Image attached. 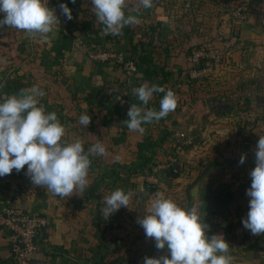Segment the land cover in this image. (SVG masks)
Here are the masks:
<instances>
[{"label": "crops", "instance_id": "crops-1", "mask_svg": "<svg viewBox=\"0 0 264 264\" xmlns=\"http://www.w3.org/2000/svg\"><path fill=\"white\" fill-rule=\"evenodd\" d=\"M68 2L72 19L55 3L59 23L47 40L13 27L0 30V98L42 89L39 103L57 114L65 128L62 140L78 138L85 150L99 141L106 154L90 157L88 187L69 197L33 185L27 165L0 177V212L17 206L45 218L39 248L22 260L13 259L0 228V264H144L145 257L167 255L137 222L163 190L177 203L199 204L206 235H224L232 264H264V233L253 235L242 224L257 141L264 135V0H153L151 8L139 11L135 0H126V15L140 22L116 40L105 34L90 0ZM236 10L245 13L237 29L230 16ZM135 42V55L142 48L151 55L153 66L168 72L165 87L177 96L176 109L143 125V134L129 131L124 121L132 104L159 110L157 93L146 106L132 93L148 83L146 66L138 63L132 75L124 65L88 56L90 45L131 56ZM203 43L218 50L228 43L227 57L216 78L192 84L184 78L189 53ZM81 114L91 117L85 128L78 123ZM223 130L228 133L222 136ZM181 132L192 144L175 151ZM149 157L150 165L172 161L178 173L166 179L167 188L155 187L148 166L128 174ZM116 188L130 194L128 207L104 219L102 199Z\"/></svg>", "mask_w": 264, "mask_h": 264}, {"label": "clouds", "instance_id": "clouds-1", "mask_svg": "<svg viewBox=\"0 0 264 264\" xmlns=\"http://www.w3.org/2000/svg\"><path fill=\"white\" fill-rule=\"evenodd\" d=\"M75 3V0H72ZM93 13L104 25L105 34L118 36L122 30L139 19L125 12L126 0H90ZM153 0H135V8L149 9ZM62 14L72 19V11L66 3L59 5ZM59 20L48 0H0V30L5 26L23 30L29 36L39 34L47 40L53 26ZM133 95L143 105H148L154 93H163L159 110L132 104L124 121L129 131L145 132L143 125L159 122L177 107V96L172 89L156 84L143 83L132 89ZM45 92L33 86L18 94L0 98V177L20 172L27 165L25 174L35 186H42L53 195L64 197L81 194L88 187L90 157L104 156L106 146L97 141L87 150L80 139L62 140L65 128L57 114L46 112L39 98ZM91 117L81 114L78 123L84 128ZM227 130L220 132L226 135ZM118 159V157H117ZM244 156L240 163L243 164ZM255 167L250 172L251 186L247 217L243 226L253 235L264 233V135H259L255 152ZM130 194L116 188L103 199L104 219L128 207ZM146 237L154 238L157 249H167L160 257H145L144 264H232L229 243L223 234L206 235L208 225L201 219L199 204L185 207L163 193H156L150 206L137 221Z\"/></svg>", "mask_w": 264, "mask_h": 264}, {"label": "built area", "instance_id": "built-area-1", "mask_svg": "<svg viewBox=\"0 0 264 264\" xmlns=\"http://www.w3.org/2000/svg\"><path fill=\"white\" fill-rule=\"evenodd\" d=\"M49 7L54 9L55 2L48 0ZM233 27L237 29L241 22L245 20V13L242 11H231ZM88 56L90 59L99 62H113L124 65L130 73L136 70L135 65L126 60L125 56L113 49H102L95 45H90ZM228 43L225 48L218 50L203 43L190 50L189 60L192 64L185 74V80L189 83H206L213 80L218 68L223 66L227 57ZM216 78V76H215ZM192 138L181 132L177 135L175 151L191 145ZM172 167V161L168 163H155L152 166L153 174L149 175L152 183L159 184L154 173ZM45 225V218L36 211L24 210L17 206H10L0 212V228L6 231L8 247L14 260H22L25 255L39 248V234Z\"/></svg>", "mask_w": 264, "mask_h": 264}, {"label": "trees", "instance_id": "trees-1", "mask_svg": "<svg viewBox=\"0 0 264 264\" xmlns=\"http://www.w3.org/2000/svg\"><path fill=\"white\" fill-rule=\"evenodd\" d=\"M68 1L69 0H53V2H55L56 4L66 3L68 5V7H69L70 3ZM71 7H72V5H71ZM129 31L130 30H128L127 26L122 30V32H124V33H127ZM113 37L115 38V40L117 39V37H115V36H113ZM200 45L201 44H198L195 47H198ZM105 49H108V48H105ZM137 49H138V44L135 42V43L131 44V47L129 49V51L131 53V56H126L123 53L122 54L125 56L126 60L131 61L135 65V67L138 65V63L139 64H143V65L146 66L147 74H148V84L149 85L156 84V85H159V86H163L167 90L168 89L167 88L168 85L165 87L164 83L167 80L168 72L166 70H164L163 67L156 69V67L153 66V64L151 62L152 61V56L149 55V54H146L145 50L143 48L141 49L140 54L135 55L137 53ZM191 66H192V64H191ZM186 71L184 73V78H185ZM135 72H136V70L134 72H132L131 74L133 75V74H135ZM158 77L161 78L162 81L158 80ZM157 96L161 99L162 96H163V93H157ZM189 146H191V145H189ZM189 146H187V147H189ZM187 147H185V148H187ZM185 148H183V149H185ZM147 166H148L149 175L153 174V172H152V166L153 165H150V157L149 158H145L143 160V162L138 164L137 166L129 167L128 168V174L132 175V174L141 173V172L144 171V168H146ZM205 169L201 170V172L199 173V176L205 171ZM177 173L178 172H176V169L173 168V167H169V168H167L165 170L159 171L158 173H154V175L157 177L158 182H159V184H156L155 187H157V185L161 189H163L166 186L168 187V185H166V179L175 177ZM90 190L87 191V193H89V195L92 196V194L90 193ZM162 193L165 196H167V194H170L168 190L166 192H164V190H163ZM178 204H180L182 206H185V207H189L188 203H186L184 205L181 204V203H178Z\"/></svg>", "mask_w": 264, "mask_h": 264}, {"label": "water", "instance_id": "water-1", "mask_svg": "<svg viewBox=\"0 0 264 264\" xmlns=\"http://www.w3.org/2000/svg\"><path fill=\"white\" fill-rule=\"evenodd\" d=\"M176 167H177V168H179L178 166H176ZM149 188L151 189V188H152V186L150 185V186H149Z\"/></svg>", "mask_w": 264, "mask_h": 264}]
</instances>
